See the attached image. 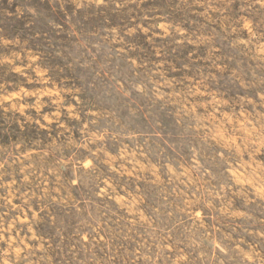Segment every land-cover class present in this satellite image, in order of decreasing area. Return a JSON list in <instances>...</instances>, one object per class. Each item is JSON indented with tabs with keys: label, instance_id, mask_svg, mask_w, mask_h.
Segmentation results:
<instances>
[{
	"label": "rangeland",
	"instance_id": "obj_1",
	"mask_svg": "<svg viewBox=\"0 0 264 264\" xmlns=\"http://www.w3.org/2000/svg\"><path fill=\"white\" fill-rule=\"evenodd\" d=\"M0 264H264V0H0Z\"/></svg>",
	"mask_w": 264,
	"mask_h": 264
}]
</instances>
